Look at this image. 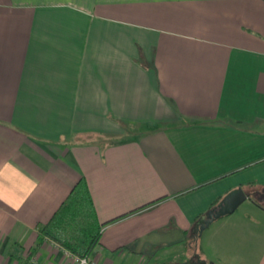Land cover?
<instances>
[{
	"label": "crops",
	"instance_id": "crops-1",
	"mask_svg": "<svg viewBox=\"0 0 264 264\" xmlns=\"http://www.w3.org/2000/svg\"><path fill=\"white\" fill-rule=\"evenodd\" d=\"M79 181L95 264H264V0H0V264Z\"/></svg>",
	"mask_w": 264,
	"mask_h": 264
},
{
	"label": "trees",
	"instance_id": "trees-1",
	"mask_svg": "<svg viewBox=\"0 0 264 264\" xmlns=\"http://www.w3.org/2000/svg\"><path fill=\"white\" fill-rule=\"evenodd\" d=\"M40 233L77 258L89 257L99 242L100 227L84 181L78 182ZM182 264L205 263L187 259Z\"/></svg>",
	"mask_w": 264,
	"mask_h": 264
},
{
	"label": "rangeland",
	"instance_id": "rangeland-1",
	"mask_svg": "<svg viewBox=\"0 0 264 264\" xmlns=\"http://www.w3.org/2000/svg\"><path fill=\"white\" fill-rule=\"evenodd\" d=\"M125 133H126V132H125ZM128 133H129V132H128ZM128 133L125 135V137L128 136ZM126 138H127V137H126ZM112 139H118V137H117V136H113V137H110L109 140H108V139H105V140H108V141L110 142V141H112ZM261 200H263L262 202H263V204H264V198L261 199ZM252 217L254 218V216H252ZM259 220H260V219H259ZM262 221H263V220H260V222H262ZM161 256H162L161 253L158 254V256L156 257V260H157V259H161ZM186 257L189 258V257H190V254L186 253ZM186 257H185V258H186ZM175 260H178V259L176 258ZM160 263H161V262H156L155 260L152 261V264H160ZM173 264H180V262H178V261H174Z\"/></svg>",
	"mask_w": 264,
	"mask_h": 264
},
{
	"label": "built area",
	"instance_id": "built-area-1",
	"mask_svg": "<svg viewBox=\"0 0 264 264\" xmlns=\"http://www.w3.org/2000/svg\"><path fill=\"white\" fill-rule=\"evenodd\" d=\"M76 264H95L89 257L77 258L75 257Z\"/></svg>",
	"mask_w": 264,
	"mask_h": 264
},
{
	"label": "water",
	"instance_id": "water-1",
	"mask_svg": "<svg viewBox=\"0 0 264 264\" xmlns=\"http://www.w3.org/2000/svg\"><path fill=\"white\" fill-rule=\"evenodd\" d=\"M214 218L215 217H209L208 215L204 223L201 225L200 230L202 231L203 229L207 228Z\"/></svg>",
	"mask_w": 264,
	"mask_h": 264
}]
</instances>
